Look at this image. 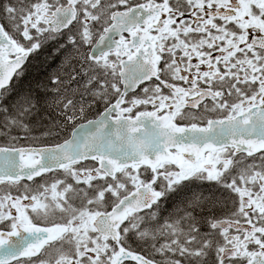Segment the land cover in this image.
I'll list each match as a JSON object with an SVG mask.
<instances>
[{"label":"snow or ice","instance_id":"6c2138e0","mask_svg":"<svg viewBox=\"0 0 264 264\" xmlns=\"http://www.w3.org/2000/svg\"><path fill=\"white\" fill-rule=\"evenodd\" d=\"M0 264H264V0H0Z\"/></svg>","mask_w":264,"mask_h":264},{"label":"trees","instance_id":"16d2710c","mask_svg":"<svg viewBox=\"0 0 264 264\" xmlns=\"http://www.w3.org/2000/svg\"><path fill=\"white\" fill-rule=\"evenodd\" d=\"M62 57L56 53L53 46L43 49L38 55H35L27 65L26 74L21 81L17 82V91L24 92L31 89L34 93L42 91V86L48 83V77L57 71L61 66ZM103 110V106L94 107L89 113V118H95L97 112ZM40 115L45 123L55 118V112L47 109L46 105H42ZM199 184V183H198ZM199 187H194L193 192L202 191ZM171 210V201L166 205Z\"/></svg>","mask_w":264,"mask_h":264}]
</instances>
